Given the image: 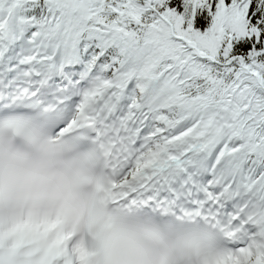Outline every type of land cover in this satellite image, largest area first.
<instances>
[{"label":"snow or ice","instance_id":"6c2138e0","mask_svg":"<svg viewBox=\"0 0 264 264\" xmlns=\"http://www.w3.org/2000/svg\"><path fill=\"white\" fill-rule=\"evenodd\" d=\"M0 264H264V0H0Z\"/></svg>","mask_w":264,"mask_h":264}]
</instances>
